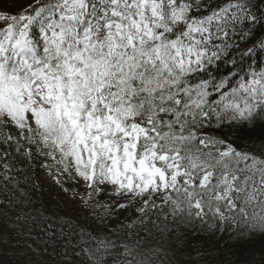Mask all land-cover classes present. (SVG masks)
<instances>
[{
    "label": "snow or ice",
    "instance_id": "1",
    "mask_svg": "<svg viewBox=\"0 0 264 264\" xmlns=\"http://www.w3.org/2000/svg\"><path fill=\"white\" fill-rule=\"evenodd\" d=\"M244 10L238 2L194 18L189 0H35L19 15L0 12V126L59 152L96 195L105 186L145 204L162 195L201 220L223 222L227 210L264 234V159L198 132L213 118L264 121V71L230 92V80H190L224 55H264L252 32V48L215 43L228 17L264 28Z\"/></svg>",
    "mask_w": 264,
    "mask_h": 264
},
{
    "label": "trees",
    "instance_id": "2",
    "mask_svg": "<svg viewBox=\"0 0 264 264\" xmlns=\"http://www.w3.org/2000/svg\"><path fill=\"white\" fill-rule=\"evenodd\" d=\"M232 1L246 4L244 15L264 20V0ZM189 2L193 3L192 16L203 13L195 12V0ZM2 3L0 0V6ZM11 14L20 13L11 10ZM221 24L228 35L224 37L222 31V39L215 43L229 50L235 45L252 48V37L245 35L249 32L264 39V28L250 19ZM4 27L0 23V29ZM262 71L264 55L253 56L250 63L247 58L235 61L224 55L190 80L193 84L205 79L214 84L230 80V86L223 89L230 92L241 79L247 81ZM219 99L213 90L209 100ZM208 123L211 126L198 129L199 134L264 159V121L217 125L213 118ZM9 129L0 126V264H264V234L257 231L253 235L239 213L227 210L223 222L212 216L204 220L190 216L186 207L175 212L173 205L164 202L142 212L131 208L127 223L116 224L115 218L90 205L68 217L64 210L41 199L38 179H47L53 193L63 195L54 180L50 156L45 154L49 150L28 143L18 129Z\"/></svg>",
    "mask_w": 264,
    "mask_h": 264
},
{
    "label": "rangeland",
    "instance_id": "3",
    "mask_svg": "<svg viewBox=\"0 0 264 264\" xmlns=\"http://www.w3.org/2000/svg\"><path fill=\"white\" fill-rule=\"evenodd\" d=\"M2 1L0 12L7 11L9 14H11V10L20 13L21 7L35 3V0H20L19 3H14V0ZM199 2H201L199 10L203 11V13L199 14V10H195L198 15H193L194 18H203L214 11L235 3L232 0H199ZM234 11L239 12V10ZM229 18L231 17H228V21L231 20ZM52 19L55 20V16H52ZM8 127L10 128L9 131L14 129L11 125H8ZM50 160L56 174L54 180L62 187L63 195H55L47 179H38L37 184L40 188L41 199L46 205L57 206L64 210L70 218L75 217L79 207L90 205L95 210H103L109 214L110 217L115 218L116 224L121 222L127 223L131 219V208H134L137 212H142L145 208L158 206L164 202L162 195L152 196L151 199H148L147 204L144 202V197H136L132 194L111 195L109 191L113 190V186H105V193L96 195L93 193V190L87 186V182L76 175L75 166L72 165L70 161L64 162V164L69 165L68 171H64V164L59 162L61 160L59 152L55 153V159L50 156ZM90 193H92V195H90ZM121 204L125 205V207L121 208Z\"/></svg>",
    "mask_w": 264,
    "mask_h": 264
}]
</instances>
